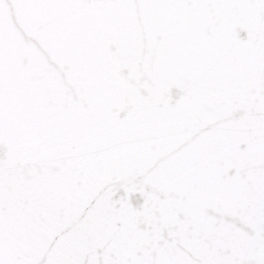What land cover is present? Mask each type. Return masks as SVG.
<instances>
[{
  "label": "water",
  "instance_id": "95a60500",
  "mask_svg": "<svg viewBox=\"0 0 264 264\" xmlns=\"http://www.w3.org/2000/svg\"><path fill=\"white\" fill-rule=\"evenodd\" d=\"M184 17L107 0H0V259L4 264H198L243 181L255 129L218 111L175 47ZM228 45L239 10L210 13ZM222 252L223 249H220Z\"/></svg>",
  "mask_w": 264,
  "mask_h": 264
},
{
  "label": "snow or ice",
  "instance_id": "6c2138e0",
  "mask_svg": "<svg viewBox=\"0 0 264 264\" xmlns=\"http://www.w3.org/2000/svg\"><path fill=\"white\" fill-rule=\"evenodd\" d=\"M119 8H162L181 14L175 47L198 74L203 96L218 111L226 100L250 103L255 135L248 152L249 172L243 181L222 184L216 193L220 206L244 226L216 225L215 244L198 264H264V0H107ZM239 10L248 22L251 39L242 48L228 45L226 29L208 28L210 13ZM220 249H223L221 252ZM0 264L4 261L0 259ZM143 264V262H139ZM157 264H191L173 258Z\"/></svg>",
  "mask_w": 264,
  "mask_h": 264
}]
</instances>
